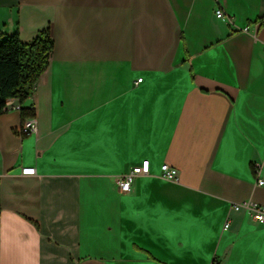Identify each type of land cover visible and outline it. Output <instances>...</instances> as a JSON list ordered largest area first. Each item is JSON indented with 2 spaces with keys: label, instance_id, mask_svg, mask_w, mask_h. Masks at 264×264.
I'll return each mask as SVG.
<instances>
[{
  "label": "crops",
  "instance_id": "0c3cea01",
  "mask_svg": "<svg viewBox=\"0 0 264 264\" xmlns=\"http://www.w3.org/2000/svg\"><path fill=\"white\" fill-rule=\"evenodd\" d=\"M45 27L36 132L0 114V264H264L235 208L264 206V0H0L1 35Z\"/></svg>",
  "mask_w": 264,
  "mask_h": 264
},
{
  "label": "trees",
  "instance_id": "16d2710c",
  "mask_svg": "<svg viewBox=\"0 0 264 264\" xmlns=\"http://www.w3.org/2000/svg\"><path fill=\"white\" fill-rule=\"evenodd\" d=\"M53 45L49 27L40 29L28 42L18 32L0 34V114L7 110V100L16 99L22 122L35 116L34 107L26 102L48 67Z\"/></svg>",
  "mask_w": 264,
  "mask_h": 264
},
{
  "label": "built area",
  "instance_id": "2783aa9c",
  "mask_svg": "<svg viewBox=\"0 0 264 264\" xmlns=\"http://www.w3.org/2000/svg\"><path fill=\"white\" fill-rule=\"evenodd\" d=\"M217 17L225 16V13L222 8H217L215 11ZM248 30V27L245 28ZM137 81H141V78H138ZM19 109V105H18ZM37 129L36 120L34 117L26 118L20 128L19 134L22 136L35 133ZM150 172V162L149 159L142 160L139 164L134 165L129 172L116 178L115 183L120 192H129L131 190L132 181L135 176L148 174ZM23 174H35L34 167H27L22 169ZM161 175L167 179H177V169L171 166L168 163H163L161 165ZM256 183L258 185L264 184V179L260 175V171L256 169ZM244 206L249 211L253 220L258 223H264V206L258 204H252L251 202H243L240 205H236L235 208ZM227 223L225 224V227Z\"/></svg>",
  "mask_w": 264,
  "mask_h": 264
}]
</instances>
